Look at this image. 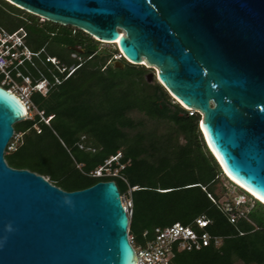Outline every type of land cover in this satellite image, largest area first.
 Returning <instances> with one entry per match:
<instances>
[{
	"label": "water",
	"instance_id": "95a60500",
	"mask_svg": "<svg viewBox=\"0 0 264 264\" xmlns=\"http://www.w3.org/2000/svg\"><path fill=\"white\" fill-rule=\"evenodd\" d=\"M4 1L115 45L131 65L154 68L146 81L155 76L199 114V133L219 168L200 123L227 172L264 199V0ZM26 113L0 86V264H136L114 182L65 192L6 164L12 126Z\"/></svg>",
	"mask_w": 264,
	"mask_h": 264
},
{
	"label": "trees",
	"instance_id": "16d2710c",
	"mask_svg": "<svg viewBox=\"0 0 264 264\" xmlns=\"http://www.w3.org/2000/svg\"><path fill=\"white\" fill-rule=\"evenodd\" d=\"M39 19L0 0V29L26 33L24 45L38 54L32 61L49 81L47 57L79 67L46 95L30 96L46 122L34 115L12 126L20 138L14 150H5L6 164L38 174L65 192L114 182L120 196L131 201L133 247L152 240L155 229L176 223L220 240L219 246L211 242L198 251L174 252L171 264H264V206L253 200L250 210L230 222L220 201L226 193L222 179L250 196L228 181L206 149L199 114L181 107L156 80L148 83L144 66L121 57L124 68H113L118 50L98 51V42L83 32ZM69 46L96 53L78 54L82 60L77 62ZM25 68H20L24 75L38 77L30 64ZM2 79L0 74V86ZM117 153L122 179L91 175ZM198 218L207 222L203 229L195 225Z\"/></svg>",
	"mask_w": 264,
	"mask_h": 264
},
{
	"label": "built area",
	"instance_id": "2783aa9c",
	"mask_svg": "<svg viewBox=\"0 0 264 264\" xmlns=\"http://www.w3.org/2000/svg\"><path fill=\"white\" fill-rule=\"evenodd\" d=\"M25 37L26 33L22 29L13 33H8L0 29V74L3 76L1 87L7 86L8 91L14 93L20 98L27 109V117L30 108L34 107L30 101V96L33 93H38L42 96L46 95L50 88L60 85L79 67V65L66 67L60 64L58 60L47 57L45 62H49L51 65L47 68V71L50 73L52 78V81H49L44 74L38 70L35 63H33L32 58H37L38 54L32 53L24 45ZM71 57L77 62H81L82 60L81 57L74 51L71 54ZM120 58L121 55L119 54L118 58L116 57L114 60H118ZM26 63L30 64L36 70L38 74L37 78H31L29 75H24L20 70V68L26 69ZM55 72H57L60 76ZM19 81H22L24 84L19 85ZM189 112L193 111L190 110ZM38 115L42 118L41 112H38ZM19 138L20 134H13L6 149L14 150L15 145L13 140L16 139V141H18ZM119 158V153L110 157L91 175L95 178H121L118 171L121 170L123 166L119 164ZM112 164L118 166L119 168L111 170ZM248 195L250 196V199L255 200L254 196L250 193ZM244 196L245 195L242 196V201L233 202L235 205L234 207H232L228 202L223 204V209L229 214L231 223H234L237 219L244 215V212H246L245 210L242 211L237 208L240 205L245 204ZM120 200L129 220L132 208L131 201L130 199L122 201V197H120ZM206 223L207 222L203 218L195 220V225L198 229H203L206 226ZM128 233L129 229L127 230V237L134 250L136 264H171L174 252L198 251L202 247L208 246L211 242H213L215 246H219L220 244V240L218 238H211L206 233L198 234L194 229L184 227L178 223L164 229H155L153 239L148 241L144 246L133 247V239Z\"/></svg>",
	"mask_w": 264,
	"mask_h": 264
},
{
	"label": "rangeland",
	"instance_id": "374dc122",
	"mask_svg": "<svg viewBox=\"0 0 264 264\" xmlns=\"http://www.w3.org/2000/svg\"><path fill=\"white\" fill-rule=\"evenodd\" d=\"M42 19H39V23H42ZM95 41V40H94ZM80 49V48H78ZM97 50L98 51H104V52H114V50H117L116 46L113 45V44H108V43H101V42H98V45H97ZM119 55V54H118ZM118 55L114 56V58H118ZM70 58L72 59L71 55H70ZM47 59V58H46ZM120 61V59H118ZM36 65V64H35ZM36 67H38L36 65ZM146 69H148V73H155V69L152 68V67H148V66H145ZM146 74V75H147ZM145 75V76H146ZM153 80H156L155 76L154 78H152V82ZM157 81V80H156ZM2 83V82H1ZM24 84L22 81H19V85H22ZM168 93V92H167ZM169 94V93H168ZM170 95V94H169ZM170 97L172 98V96L170 95ZM186 110L190 111L189 108H185ZM34 115H38V111L36 110L35 107H31L30 108V111L28 113V116L26 117V119H31ZM43 120V119H42ZM44 122H46V120H43ZM19 135V134H18ZM14 141V145L16 146L17 145V141L16 139L13 140ZM8 152L9 151H12V150H8L6 149ZM4 155H5V152H4ZM222 186L223 188L226 190V193L224 194V196H222L221 198V202L222 204H226L228 201H232V202H236V201H242V196L243 194L241 192H239L237 189H235L232 185H230L226 180L222 179ZM129 199V197L126 195V196H122V201H125ZM244 199H245V204L243 207V210H250L252 208V206L254 205V202L253 200H251L250 198L244 196Z\"/></svg>",
	"mask_w": 264,
	"mask_h": 264
},
{
	"label": "bare ground",
	"instance_id": "6f19581e",
	"mask_svg": "<svg viewBox=\"0 0 264 264\" xmlns=\"http://www.w3.org/2000/svg\"><path fill=\"white\" fill-rule=\"evenodd\" d=\"M142 64H144V62ZM26 115H27V113H26ZM200 127H201V130L203 132V136L205 138L206 144H207L208 148L211 150V152L213 153V155L215 156V158H216L217 162L219 163V165L221 166V169L223 170V172L225 174V177H228L233 183H235L237 186H239V188H241V189L245 190L246 192L250 193L252 196H254L255 199L259 200L264 205V199L263 198L259 197L258 195L254 194L253 192H251L243 183H241L237 178L233 177L232 175H230L227 172V170L224 167L221 159L219 158V156L216 154V152L214 151V149L210 145V143L208 141V138L206 136V133H205L203 127H202V123H200Z\"/></svg>",
	"mask_w": 264,
	"mask_h": 264
},
{
	"label": "clouds",
	"instance_id": "9594fccd",
	"mask_svg": "<svg viewBox=\"0 0 264 264\" xmlns=\"http://www.w3.org/2000/svg\"><path fill=\"white\" fill-rule=\"evenodd\" d=\"M224 176H225V174H224ZM237 187V186H236ZM240 189V188H239ZM242 190V189H241ZM245 193H247V194H249L248 192H246L245 190H243ZM257 201V200H256Z\"/></svg>",
	"mask_w": 264,
	"mask_h": 264
},
{
	"label": "flooded vegetation",
	"instance_id": "af4514ba",
	"mask_svg": "<svg viewBox=\"0 0 264 264\" xmlns=\"http://www.w3.org/2000/svg\"><path fill=\"white\" fill-rule=\"evenodd\" d=\"M69 47H71V48H76V47H73V46H69Z\"/></svg>",
	"mask_w": 264,
	"mask_h": 264
}]
</instances>
